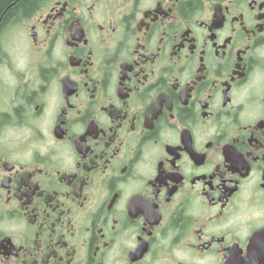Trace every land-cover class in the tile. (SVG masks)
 <instances>
[{"label": "flooded vegetation", "instance_id": "flooded-vegetation-1", "mask_svg": "<svg viewBox=\"0 0 264 264\" xmlns=\"http://www.w3.org/2000/svg\"><path fill=\"white\" fill-rule=\"evenodd\" d=\"M19 1L0 264H264V0Z\"/></svg>", "mask_w": 264, "mask_h": 264}, {"label": "trees", "instance_id": "trees-1", "mask_svg": "<svg viewBox=\"0 0 264 264\" xmlns=\"http://www.w3.org/2000/svg\"><path fill=\"white\" fill-rule=\"evenodd\" d=\"M17 0H0V15L5 11V9L7 8L8 4H12ZM36 0H20L18 2V6H27V7H31L35 4ZM11 7H16L14 5H12ZM10 7V8H11Z\"/></svg>", "mask_w": 264, "mask_h": 264}]
</instances>
